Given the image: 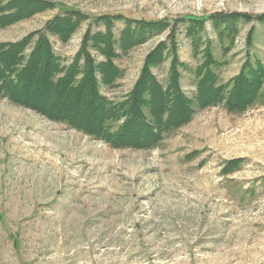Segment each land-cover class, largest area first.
Listing matches in <instances>:
<instances>
[{
	"label": "rangeland",
	"instance_id": "374dc122",
	"mask_svg": "<svg viewBox=\"0 0 264 264\" xmlns=\"http://www.w3.org/2000/svg\"><path fill=\"white\" fill-rule=\"evenodd\" d=\"M48 1L56 8L0 28V42L19 41L67 9L186 19L177 39L184 38L189 19H201L221 69L248 53L251 62L264 64V24L242 22L225 52L230 40L222 46L209 21L215 13L262 15L264 0ZM88 25L66 43L49 34L64 64L73 61ZM103 26L92 24V31ZM122 27L116 23L117 36ZM164 38L152 37L118 58L125 80L102 86L103 94L121 98L143 55ZM44 98L54 100L37 97ZM187 125L154 149L115 148L0 97V264H264V104L242 113L207 107ZM235 159H242L239 166L224 173Z\"/></svg>",
	"mask_w": 264,
	"mask_h": 264
},
{
	"label": "trees",
	"instance_id": "16d2710c",
	"mask_svg": "<svg viewBox=\"0 0 264 264\" xmlns=\"http://www.w3.org/2000/svg\"><path fill=\"white\" fill-rule=\"evenodd\" d=\"M48 0H0V28L8 27L38 12L56 8ZM185 36L191 40L198 59L195 68L196 93L189 96L180 84L181 68L188 65L178 55L180 23L186 19H138L119 14L95 16L67 9L48 20L41 30L15 42H0V97L30 107L48 118L84 133L98 136L115 148L154 149L175 129L190 123L198 110L223 105L229 113H242L264 104V64L251 62L248 53L239 73L228 82L220 80L224 62L214 52L206 21L189 19ZM89 23L73 61L64 64L55 52L49 34L68 42L84 22ZM123 22L118 36L117 22ZM221 45H231L241 32L242 22L264 24V14L244 13L209 17ZM92 24L104 27L92 31ZM255 28L249 30L246 47L251 48ZM38 34L33 45L32 39ZM165 35L146 55L133 88L118 100L106 97L102 86L115 88L125 75L117 59L152 37ZM170 60L168 76L161 80L154 68ZM54 98L38 100V96ZM78 109L71 112L66 105ZM51 105V106H49ZM242 159L231 160L224 173L233 172Z\"/></svg>",
	"mask_w": 264,
	"mask_h": 264
},
{
	"label": "crops",
	"instance_id": "0c3cea01",
	"mask_svg": "<svg viewBox=\"0 0 264 264\" xmlns=\"http://www.w3.org/2000/svg\"><path fill=\"white\" fill-rule=\"evenodd\" d=\"M147 44H149V43L144 44V46H147ZM148 52L149 51H146V53L143 55L142 62L140 64V66L137 67V69L135 71L136 74L134 75L133 79L128 82L130 84L127 86V89H124L123 95H125L127 92H129L133 88L137 78L139 77L141 67L144 63V59H145ZM178 55H179L180 60L188 65L186 68L180 69V71H181L180 84H181L183 90L189 96L193 97L196 93V79H195V72L194 71H195V68L198 64V59L193 56L191 40L188 37H186L185 35H184V38L178 39ZM244 60H245V58L241 59L240 62L236 63L235 67H225V68L220 69V71H219L220 80L224 83L230 81L234 76H236L239 73V71L241 70V67L244 63ZM167 65L170 66V60L166 61L162 66L167 67ZM160 67L154 68V72L157 74V76L159 78H160V76H165L164 79L160 78L161 80H165L168 76L169 67L166 68V72L164 74H159L158 73L159 70H157V69H160ZM125 77H126V74L121 79V81L124 82ZM119 82H120V80H119ZM191 123H192V121L190 123H188V125H190ZM184 128H185V126H184ZM184 128H182V129H184Z\"/></svg>",
	"mask_w": 264,
	"mask_h": 264
}]
</instances>
